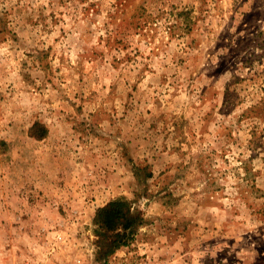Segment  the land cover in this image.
Segmentation results:
<instances>
[{
	"label": "rangeland",
	"instance_id": "obj_1",
	"mask_svg": "<svg viewBox=\"0 0 264 264\" xmlns=\"http://www.w3.org/2000/svg\"><path fill=\"white\" fill-rule=\"evenodd\" d=\"M118 198L106 264H264V0H0V264H105Z\"/></svg>",
	"mask_w": 264,
	"mask_h": 264
},
{
	"label": "trees",
	"instance_id": "obj_2",
	"mask_svg": "<svg viewBox=\"0 0 264 264\" xmlns=\"http://www.w3.org/2000/svg\"><path fill=\"white\" fill-rule=\"evenodd\" d=\"M93 222L96 259L106 264L121 247L128 246L134 240L145 218L132 201L118 198L98 208Z\"/></svg>",
	"mask_w": 264,
	"mask_h": 264
}]
</instances>
